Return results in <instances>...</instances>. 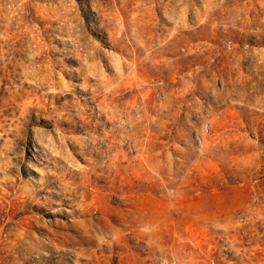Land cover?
<instances>
[{"label":"rangeland","instance_id":"374dc122","mask_svg":"<svg viewBox=\"0 0 264 264\" xmlns=\"http://www.w3.org/2000/svg\"><path fill=\"white\" fill-rule=\"evenodd\" d=\"M0 264H264V0H0Z\"/></svg>","mask_w":264,"mask_h":264}]
</instances>
